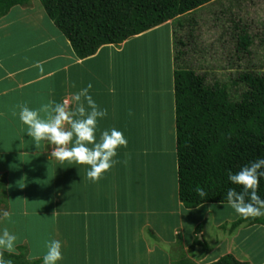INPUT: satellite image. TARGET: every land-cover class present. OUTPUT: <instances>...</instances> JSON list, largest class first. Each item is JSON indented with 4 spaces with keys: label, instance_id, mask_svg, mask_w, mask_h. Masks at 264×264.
<instances>
[{
    "label": "crops",
    "instance_id": "obj_1",
    "mask_svg": "<svg viewBox=\"0 0 264 264\" xmlns=\"http://www.w3.org/2000/svg\"><path fill=\"white\" fill-rule=\"evenodd\" d=\"M160 33L165 58L149 59L140 42ZM171 39L168 21L81 59L39 0L0 17V212L12 213L7 226L27 258L42 264L45 242L55 238L61 264H175L182 257L207 264L225 254L264 264V224L232 229L240 216L227 204L186 208L178 199ZM89 83L108 110L99 128L115 127L128 141L97 182L86 178L87 166L59 165L50 146L35 147L18 117L19 106L60 102ZM195 236L207 250L192 246Z\"/></svg>",
    "mask_w": 264,
    "mask_h": 264
},
{
    "label": "trees",
    "instance_id": "obj_2",
    "mask_svg": "<svg viewBox=\"0 0 264 264\" xmlns=\"http://www.w3.org/2000/svg\"><path fill=\"white\" fill-rule=\"evenodd\" d=\"M30 0H0V17L14 6ZM54 25L69 41L73 52L83 59L103 45L125 40L171 21L173 93L175 113V156L177 196L186 208L206 203L227 204L226 192L239 190L227 179L228 171L264 158V72L245 70L231 81L241 90L234 95L228 84L208 79L188 64V45L194 36L192 14L216 0H39ZM187 27L184 37L177 30ZM236 35V50L249 52L251 37L244 27ZM0 176V192L5 184ZM206 192L201 198L197 186ZM257 194L264 198V181ZM264 224V217L242 218L231 223ZM202 228L198 224L195 233ZM207 250L203 239L194 237L192 246ZM11 264H40L27 258V249L18 245L15 253L4 252ZM175 264H196L180 258ZM207 264H247L225 254Z\"/></svg>",
    "mask_w": 264,
    "mask_h": 264
},
{
    "label": "clouds",
    "instance_id": "obj_3",
    "mask_svg": "<svg viewBox=\"0 0 264 264\" xmlns=\"http://www.w3.org/2000/svg\"><path fill=\"white\" fill-rule=\"evenodd\" d=\"M91 88L89 83L72 92L69 98L60 102L49 100L39 108H30L27 104L19 106L18 117L35 147L39 148L42 142L50 146L49 157L59 165L66 162L87 166L86 178L97 182L119 162L115 159L117 150L126 148L128 141L115 127L99 128V122L108 116V110L97 104ZM227 179L230 184L239 186V190L231 187L227 190V205L245 219L264 217V198L257 194L260 182L264 181V158L250 161L236 172L229 170ZM195 192L202 199L206 197L199 185ZM11 217L9 211L0 212V264H11L4 258V252L17 251L18 236L7 226ZM45 248L42 264H61L62 242L51 238L45 242Z\"/></svg>",
    "mask_w": 264,
    "mask_h": 264
},
{
    "label": "rangeland",
    "instance_id": "obj_4",
    "mask_svg": "<svg viewBox=\"0 0 264 264\" xmlns=\"http://www.w3.org/2000/svg\"><path fill=\"white\" fill-rule=\"evenodd\" d=\"M192 18L194 38L187 46L186 61L198 72H206L210 80L214 78L227 83L234 95L241 87L232 85L231 81L239 72H264V0H216L197 9ZM169 23L172 28L171 21ZM240 27H244L251 37L248 53L236 50V35L240 33ZM187 29H178L177 34L184 37ZM160 32L168 31L161 29ZM165 36L164 33L155 37L151 35L140 42L149 59L165 58ZM173 66L172 62V69Z\"/></svg>",
    "mask_w": 264,
    "mask_h": 264
},
{
    "label": "bare ground",
    "instance_id": "obj_5",
    "mask_svg": "<svg viewBox=\"0 0 264 264\" xmlns=\"http://www.w3.org/2000/svg\"><path fill=\"white\" fill-rule=\"evenodd\" d=\"M166 40H167V39H166ZM166 40H165V41H166Z\"/></svg>",
    "mask_w": 264,
    "mask_h": 264
}]
</instances>
